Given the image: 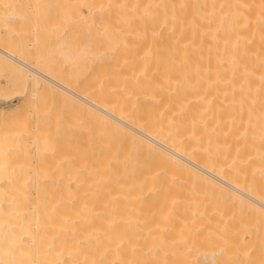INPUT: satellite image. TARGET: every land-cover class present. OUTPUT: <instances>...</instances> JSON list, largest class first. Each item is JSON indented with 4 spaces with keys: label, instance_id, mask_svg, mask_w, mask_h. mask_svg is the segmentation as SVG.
Returning a JSON list of instances; mask_svg holds the SVG:
<instances>
[{
    "label": "bare ground",
    "instance_id": "obj_1",
    "mask_svg": "<svg viewBox=\"0 0 264 264\" xmlns=\"http://www.w3.org/2000/svg\"><path fill=\"white\" fill-rule=\"evenodd\" d=\"M234 96L264 111V0H0V264H264Z\"/></svg>",
    "mask_w": 264,
    "mask_h": 264
},
{
    "label": "rangeland",
    "instance_id": "obj_2",
    "mask_svg": "<svg viewBox=\"0 0 264 264\" xmlns=\"http://www.w3.org/2000/svg\"><path fill=\"white\" fill-rule=\"evenodd\" d=\"M235 97H236L237 100H234ZM237 97H239V96H234V97H232V98H234L233 100L236 101V102H234V103H237V104H235L236 106L233 105V102H232V101H231L232 103H230V104H232V105L234 106V107H233L234 110H235V111L237 110V112H238V111H239V110H238V107H239V108H243V107L245 106L244 108H246V110H245V109H241V111L243 110V114H244V110L246 111V113L249 112V111L252 109V108H251V107H252V106H251L252 104H250V103H248V102H250L251 100L254 101L255 99L253 100L251 97H249L250 100H249V101L247 100V101L245 102L244 100H246V99H245L246 97H245V98H244V97H243V98H241V97L237 98ZM240 99H242V100L244 99L243 102L246 104V105H245V104L242 102L243 107H242V104L239 103V102H241ZM231 100H232V99H231ZM239 100H240V101H239ZM14 103H16V102H14ZM238 103H239L241 106H239ZM251 103H253V102H251ZM256 103H258L259 105L261 104L260 102H256ZM256 103H253V104L256 105ZM237 105H238V107H237ZM228 107H229V106H228ZM249 107H250V109H249ZM260 107H261V105H260ZM260 107H257L258 109H254V110L252 109L253 112H252V110L249 112L250 114L253 113L252 116H251L253 120H251V119L249 118V116H250L249 113H248L249 116L245 113V116L247 115V116H246V119L251 120V124H249L248 121H247L245 118H243V117H245V116H243V115H242L241 117H242V119H245L246 121H245V120L241 121V119H240L241 117H240V118H235V117H237V115L240 114V112H239L238 114H236L237 112H234V113H235V116H234V117L232 116L233 118H232V117H231V118L234 120L233 122L236 123L235 126L238 125V127H237V126H236V127L241 129V127L244 126L243 124H244L245 122H247V123L250 125V128H247V127H246V129H247V130L249 129V131H250V129L253 130V128H255V127L251 128L252 126H254V124H252V122L256 123L257 121L255 122V120L258 119V118H259L260 116H262V115H263V118H264V113H263L264 111H261V108H260ZM236 108H237V109H236ZM253 108H255V107H253ZM259 108H260V109H259ZM225 109L228 111L229 108H228V109L225 108ZM223 110H224V109H223ZM231 111H232V110H231ZM255 111H257V113H256ZM228 112H229V114L231 115L232 112H231V113H230V111H228ZM228 112H227V113H228ZM251 112H252V113H251ZM227 113H225V110H224L221 114H223V117L225 118V117H228V116H229V114H228V116H224V114H227ZM234 113H232V114H234ZM254 113H255L256 115H255ZM259 113H260V114H259ZM221 114H220V117H222ZM241 114H242V113H241ZM257 114H259V115L257 116ZM253 117H257V118L255 119V118H253ZM231 118H230V120H231ZM238 119H240L241 122H239ZM236 120H238V121H236ZM222 121H223V120H222ZM222 121H221V122H222ZM224 121H225V120H224ZM226 121H227V120H226ZM243 122H244V123H243ZM228 123H229V122H228ZM241 123H242V124H241ZM225 124H227V123H224V124L221 123L220 126H221V125H225ZM239 124H241L242 126H240ZM248 124H247V125H248ZM257 124H258V123H257ZM228 125H229V124H228ZM247 125H246V126H247ZM249 125H248V126H249ZM220 126H219V128L223 127V126H221V127H220ZM230 126H231L232 128H233V126H234V125L232 126V121H231V125H230ZM244 127H245V126H244ZM244 127H243V128H244ZM221 129H222V128H221ZM234 129H235V136H236V139H235V140H237L238 138L240 139V137H239V136H241V135H240V132H241V130H242V131H244V130L241 129V130L239 131V129L236 130L235 127H234ZM234 129H233V130H234ZM244 129H245V128H244ZM256 129H258V128H256ZM236 131H237V132L239 131V135H237ZM254 131H255V130H254ZM259 131H260V130H258V131H256V132H259ZM233 132H234V131H233ZM233 132H232V134L234 135ZM250 132H252V131H250ZM255 134H256V133H255ZM255 134H252V135L255 136ZM231 137L234 138L232 135H231ZM219 139L221 140V138H219ZM239 139H238V140H239ZM238 140H237V141H238ZM52 158H54V157H52ZM54 159L57 160V158H54ZM54 159H53V160H54ZM43 160H44V159H43ZM60 160H61V159H59V165H61L62 168H66V167H65V166H67V165H66V162H63V160H62V161H60ZM44 161H45V160H44ZM51 161H52V160H51ZM54 162H55V161H54ZM61 162H62V164H64V166L61 164ZM56 163L58 164V161H57ZM56 163H55V164H56ZM57 164H56V165H57ZM225 172L227 173V171H225ZM225 172H224V173H225ZM231 172H232V171H231ZM249 172H250V171H249ZM226 173H225V174H226ZM228 173H230V172H228ZM228 173H227V174H228ZM255 173H256V172H255ZM225 174H224V175H225ZM233 174H234V173H233ZM247 174H248V173L246 172V176L244 175L246 178H248V177H247ZM250 174H252V175H250ZM250 174H248V175H249V178H250V181H251V179L253 178L252 176H257V175H258V174H257V175H253V174H254L253 172H251ZM228 175L232 176V174H228ZM241 175L243 176V174H241ZM241 175L239 174L240 177H241ZM225 176H227V175H225ZM258 176H259V175H258ZM237 177H238V176H237ZM245 177H243L242 179L244 180ZM259 177H260V176H259ZM226 178L232 180L231 178H229V176L226 177ZM234 178H236V177H234ZM249 178H248V180L245 179L244 181H249ZM255 178H257V177H254L253 179H255ZM237 179H238V178H237ZM242 179H241V180H242ZM241 180L239 179V181H241ZM255 180H256V179H255ZM259 180H261V179L259 178ZM253 182H254V180H253ZM253 182L251 181L250 184L252 185ZM245 183H246V182H245ZM248 183H249V182H248ZM242 184H244V183H242ZM246 185H247V183H246ZM261 189H262V187H261ZM263 189H264V188H263ZM259 191H260V190H259ZM261 191H263V190H261ZM263 192H264V191H263ZM235 213H238V214H239V217H242V216L245 214V212L242 211V210H238V211L235 212ZM235 213H234V214L232 213V215H228V216H227V217H228V220H230L231 218H232V219H231L230 221H228V220L225 221V222H224V223H226L225 226H227V227H230V226H231L230 228H233V227H234L233 225H234L235 223L239 222L240 218L237 216L238 214L235 215ZM242 213H243V214H242ZM233 215L237 216L238 218L235 217V216H233ZM229 216H230V217H229ZM226 219H227V218H226ZM236 219H237V221H236ZM234 220H235V221H234ZM233 221H234V223H233ZM232 223H233V224H232ZM229 224H230V226H229ZM257 228H258L259 230H258V229L256 230V231H257V233H256V235H255L256 238H258V237H260V236L262 235V236H261L262 238L260 237V239H263V237H264V235H263L264 231H262L260 227H257ZM259 231H260V232H259ZM258 233H259V236H258ZM257 236H258V237H257ZM256 240H258V239H256ZM262 241H263V240H262ZM258 242H259V245H260V243H261L260 240H258V241L255 242V245H254V248H255V249L253 248V250H255V251L252 250V251H253V252H252L253 254H255L256 252L259 251V247H260V246L258 245ZM254 252H255V253H254ZM240 257H241V256L239 255L238 257L233 258L234 261H232V257H228L227 259H228V260H231V263L233 262V264H239V261H241V259H242V257H241V259H240ZM239 259H240V260H239ZM228 262H230V261H228ZM242 262H243V261H242ZM242 262H240V263H242ZM244 263H245V264H249L250 262H249V263H248V262H243V264H244ZM224 264H230V263H227V260H226V262H225Z\"/></svg>",
    "mask_w": 264,
    "mask_h": 264
}]
</instances>
